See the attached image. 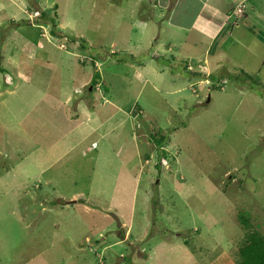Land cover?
Segmentation results:
<instances>
[{
	"label": "rangeland",
	"instance_id": "374dc122",
	"mask_svg": "<svg viewBox=\"0 0 264 264\" xmlns=\"http://www.w3.org/2000/svg\"><path fill=\"white\" fill-rule=\"evenodd\" d=\"M197 2L0 0V170L12 172L23 154L33 159L34 144L18 136L23 124L38 126L41 152L74 118L90 113V102L107 96L104 85L121 94L122 78L138 69L150 81L143 87L130 79L129 93L141 94L144 116L137 108L127 121L119 113L55 164L68 170L54 176L57 192L45 190L44 179L17 201L0 187V264H238L250 229L224 238L213 233L216 239L192 234L207 218L218 231L236 222L211 182L264 237V0H248L254 10L247 0H231V11L220 7L228 16L214 19L206 7L202 20L218 26L226 18L213 37L193 31L194 39L183 35L188 42L177 45L178 34H159L169 16L189 24ZM181 5L190 9L184 20ZM187 125L204 144L192 150L188 133H180L178 161L181 151L167 149L165 134L169 139L175 127ZM158 131L167 141L166 167L155 166L149 138ZM110 137L122 152L97 155ZM93 140L96 149L89 148ZM113 215L124 224L131 216V226H118Z\"/></svg>",
	"mask_w": 264,
	"mask_h": 264
},
{
	"label": "crops",
	"instance_id": "0c3cea01",
	"mask_svg": "<svg viewBox=\"0 0 264 264\" xmlns=\"http://www.w3.org/2000/svg\"><path fill=\"white\" fill-rule=\"evenodd\" d=\"M197 1L198 2H197L196 7H197L198 11L196 13H194V18L191 20V22L189 24H184V23L181 24L178 22L179 23V25H178L177 22L173 23L170 16H169V18L167 20L168 26H166V24L164 27L162 25H160L161 29L158 30L159 34H161V32L163 30H165L166 33L170 34V36H172L173 34H178V37H180V38L177 42H175V44L177 43V45H178V42L179 43L188 42L187 39L184 38L186 36L189 39H194V36H192L193 31L196 33H199V34H203V33L207 32V33H209V35L212 34V37L215 35L221 34V32L223 31V29H222L223 25L225 26L226 18L223 19V21H221V23L218 26H215L214 23H210L207 20H202L201 18H204V19L208 18V16H205V12H204L206 7L210 8L212 11L214 10L212 12V18L213 19L216 18V16L218 14H220V15L225 14L226 16H228L227 15L228 12H224L223 10L220 9V7L228 6L229 8L227 10L231 11V8H232L231 0H197ZM247 4H248V0H247ZM166 5H167V3L165 4V6ZM248 6H249L248 8H250L252 10H254V8H255V5L253 3H251V5L248 4ZM179 9H182L180 11L179 15L182 18V20H184L185 16L190 13V9H186V8L184 9L182 5L180 6ZM178 20L181 21L180 18H178ZM181 29H183V30H181ZM230 32L231 31L229 30V31L225 32V34L230 33ZM183 35H184V37H183ZM156 38H159V36ZM169 46H170V44H169ZM171 46H173V45H171ZM169 49L171 50V48H169ZM204 61L206 64L205 59L203 61H201V63L204 64ZM22 76H23L22 78L25 77V79H27V81H28V77L26 75H22ZM131 78L138 80L139 83L143 87L147 86V84H150V81L147 78L143 77V75L139 69L134 70L132 72L131 77L130 76L128 77L127 75L124 76V78H122L124 81L123 85L120 87L121 90L123 91L121 94L115 95V93L117 91V90L114 91L115 87L112 89L110 88V92L107 93L106 97H101L100 102H98V103H97V101L96 102L95 101L90 102L91 103L90 107H89L90 113H88V114L86 113V116L83 119H80V116L77 119L74 118L76 121L72 126H70L68 128L66 127L63 130H61L60 133H58L56 137L54 135L52 136V140L49 142V144L47 145L48 147L45 150H42L39 147L42 150L41 152H38L36 150V148L38 146L44 145L43 143L42 144L38 143V139H37L38 126H37V128H36V125H33V126L29 125L30 127H26L27 126L26 124L17 122L18 126L20 128H21L22 124L24 126V129L20 130V131H22V133L18 134V136H21V134H22V136L28 137L29 141H31L29 143H32L35 146L34 151L29 154L30 156L33 157V159L31 160V158L27 155L23 156L24 154L22 156H19L20 158H23V159L17 161L12 166V169H11L12 172L7 171V168H5L4 166H1L3 169L0 170V187H4L6 189L8 188V189L12 190L15 193V196L18 197L17 201L19 199L18 194L21 195V193H23L24 191H26L24 193L27 194L28 193L27 188H29V186L34 185V187L37 188V184L40 185L41 181L44 179H45V188H44L45 190H48V191L50 190L52 192H55L56 190L58 191L57 181H55L54 176H57V177L63 176V175L65 176V173L66 172L68 173V170L64 169L60 166H56V165L67 154H69V152H71L75 147H77L85 139L96 134L95 132H97L102 126L106 125L108 122H111V120L115 116L117 117V115L119 113L125 114L124 119L126 121L129 119H132V117H133L132 114H134L133 111L135 110V108H137V115L138 116L139 115L144 116L146 114V111H145L146 107L143 108L138 103L140 100L141 94L139 93L137 95V97H135V99H134L133 95H130V93H129V89L131 88V81H130ZM151 85H153V84H151ZM46 97H49V99L52 98L51 96H49L47 94H46ZM130 98H133L132 104H135L134 101L136 102V104L132 108H131V105H129V107H128L129 110H125L124 104L127 105V102H128V100H130ZM81 101L85 102V100H83V99ZM51 102H52V100H51ZM56 103L58 105L61 104V102L58 100L54 101V105ZM92 103H94V104H92ZM62 105H64V107H65V104H62ZM77 113H78V111H77ZM131 122H132V120H131ZM117 127H118L117 125H114L113 129H112V127H110L109 128V134L112 133L113 131H116ZM189 132H193V133H189ZM180 133H185V134L188 133L189 144H190V147L192 150H193V147H192L193 144L196 146H198V145L203 146L204 139H205L204 137L203 138L197 137V135H196L197 133L194 132L192 127L189 125H187L186 127H183V128H176L175 127L172 131V135L170 134V136H169V142H168L166 147H167V149L169 147H172L173 149L176 148V150H178V152H179V150L181 151L179 156H176L178 158V161H181L180 159L182 158L183 149H184V146L179 142V138H176V136H178ZM147 138H149V134H148ZM114 141H115V139L112 140V137H110V139H107V141H106L107 147L100 144L99 150L96 151L97 155H99V156H112V155H116L119 151L121 153L122 150L119 149L120 147L117 148L116 144H113ZM109 142H110V146L108 144ZM93 143L95 144L94 146H92ZM98 143H99L98 140L91 141L90 142L91 145L89 148L90 149H96ZM111 143L113 145H111ZM146 143H148V142H146ZM143 144H145V143H143ZM137 148L140 149L139 142H137ZM135 155L137 157H139V155H141V154L139 151H137L135 153ZM144 157L148 158V159H146V162L150 158L148 156H144ZM30 160L33 161V163L24 164V161H30ZM163 161H164V164H162ZM166 162H168V160L162 158L161 161H158V166L160 165V167H163V166L166 167ZM123 165L125 166L126 169H128V167H127L128 165L126 162ZM211 170H212V167L209 168L208 173L211 172ZM175 182H177V181H175ZM183 183H185V182H183ZM183 186H185V185H182L179 189V192H181L182 194H184V192H185V190H183V189H186ZM208 187L210 190L217 192L219 196L224 197V199L228 202V206H227L228 210H230L232 212L233 218H234V220H236V222L233 224L232 223H225L222 225V227L218 231V229L214 227L215 221L207 218L205 221L202 222V224H203L202 227H194L193 228L192 234H195L196 237H197V235H199L198 238H201V237L210 238L211 237V239H216V238H222L223 237L222 235L231 236V232L235 231V230L237 232L239 229L240 230L241 229L246 230V229H250V228L255 227V226L254 227L251 226L250 224H247L248 223L247 218H245L241 213L237 212V210L234 208V206L231 204V202H229L230 200L228 199V197L222 191H220L215 186V184L213 182H211V184H209ZM187 189H188V187H187ZM74 194L76 195L78 193L73 192L69 195V197L74 196ZM59 196H61V195L59 194ZM188 204H189V207L192 209L193 206L191 205V203L188 202ZM229 220L232 221L231 218ZM211 221L213 222L212 228H211ZM126 222L127 223H125V224H128V226H131L130 225L131 224V216ZM125 224L123 222H121L122 227H124ZM147 227H148V221H146L145 225H143V227H142V233H141L142 235L141 236H144L148 232V231H146ZM205 228L208 230H211V235L209 232H207L205 230ZM199 230L201 231V233L197 234L199 232ZM125 232H126V234H125V237H126L128 232H129V227L126 228ZM202 232H205L207 235H202ZM213 233L218 235V237L215 238ZM177 235L180 236L181 233L179 232V233H177ZM208 264H210V263H208Z\"/></svg>",
	"mask_w": 264,
	"mask_h": 264
},
{
	"label": "trees",
	"instance_id": "16d2710c",
	"mask_svg": "<svg viewBox=\"0 0 264 264\" xmlns=\"http://www.w3.org/2000/svg\"><path fill=\"white\" fill-rule=\"evenodd\" d=\"M54 28L55 24L52 25L51 28V33L53 34ZM96 75L97 73H95V76ZM95 76L93 75V77ZM197 76L201 75L197 74ZM103 87L106 93H108L109 88L105 85ZM160 134L161 133H159V131L157 134H150V140H152L156 145L157 158L159 161H161L162 158L167 159V152L164 150V145H166L165 143H167V141L169 140L168 136L165 134V138H167V141L164 142L165 138L161 137ZM156 135H159V137H157ZM155 166L157 167L158 164H156ZM244 240L245 245L238 250V264H264V237L262 236V234L257 231V229L250 228V230L246 232Z\"/></svg>",
	"mask_w": 264,
	"mask_h": 264
},
{
	"label": "built area",
	"instance_id": "2783aa9c",
	"mask_svg": "<svg viewBox=\"0 0 264 264\" xmlns=\"http://www.w3.org/2000/svg\"><path fill=\"white\" fill-rule=\"evenodd\" d=\"M245 7L244 3L240 4L238 7V10H242ZM95 144H92V146H94Z\"/></svg>",
	"mask_w": 264,
	"mask_h": 264
},
{
	"label": "water",
	"instance_id": "95a60500",
	"mask_svg": "<svg viewBox=\"0 0 264 264\" xmlns=\"http://www.w3.org/2000/svg\"><path fill=\"white\" fill-rule=\"evenodd\" d=\"M71 202H72V201H71ZM113 217H114V219L116 220V222H117V225H118V226H121V223L119 222V220H118L117 216L113 215Z\"/></svg>",
	"mask_w": 264,
	"mask_h": 264
}]
</instances>
